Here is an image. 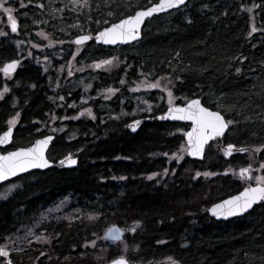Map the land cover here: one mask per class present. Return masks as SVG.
Listing matches in <instances>:
<instances>
[{"label": "trees", "instance_id": "1", "mask_svg": "<svg viewBox=\"0 0 264 264\" xmlns=\"http://www.w3.org/2000/svg\"><path fill=\"white\" fill-rule=\"evenodd\" d=\"M44 1L47 4L42 15L35 10L20 13L19 20L25 29L22 39L28 31L38 29L36 23L40 19L50 32L56 28L58 39L76 37L82 30L94 33L97 13L104 15L102 22L112 12L116 21L130 14L137 3L146 2L88 0L91 20L87 14H70L61 22L55 4H64L66 0ZM247 1L188 0L179 10L146 21L141 39L132 45L107 50L93 48L92 44L86 47L80 61L89 63L115 55L130 65L129 77L126 74L123 77L119 71L101 77L87 74L96 79L91 84L93 89L112 86L119 91L110 100L98 96L90 102L95 120L87 116L69 119L61 134L55 125L59 134H53L55 138L47 158L55 163L69 153L74 154L78 159L75 168L52 166L12 179L16 191L7 199H0V245L20 233L21 228L35 226V235L46 240L9 247L13 264H97L99 257H103L100 250H105L107 245L110 249L106 250L105 259L109 263L119 256L118 248L112 250L113 246L120 248L122 244L127 248L121 254L131 264H172L173 261L264 264V205L228 221H216L207 213V208L217 200L241 191L242 182L230 172L223 173L230 166L234 169L246 166L248 154L235 153L226 158L218 148L214 149L219 143H211L201 161L188 157L180 163L169 160L162 153L171 154L184 142L176 128L185 124L155 119L167 109L163 101L157 100V95L132 93L126 85L125 88L120 85L122 78L132 84L138 77L135 69L151 77L169 74L175 82L176 103L183 104L182 97H198L204 106L219 110L226 119L234 121L221 145L232 143L251 150L264 143V0H256L261 5L254 11L261 30L253 36L248 35L249 13L240 7L241 4L248 7ZM16 39L0 38V67L17 59L18 48L13 42ZM54 52L65 63L71 49L64 46L55 48ZM236 67L241 68V73L235 72ZM55 75V72L43 74L31 60L22 62L11 79L0 73V88L5 84L10 88L0 100V132L6 130L7 119L20 112L12 142L0 152L30 146L35 139L51 134L49 128L41 129V124L47 125L52 114L59 119L79 111L67 107L80 99L78 88L75 91L69 85V90L55 89ZM176 76L180 80H175ZM137 95L157 104L152 115L124 117L121 110L130 111ZM59 96H64V101ZM145 118L149 120L144 121ZM133 119H143L135 132L125 127ZM73 133L75 136L69 138ZM255 156L253 168L264 159V150ZM165 167L170 171L163 179L147 178ZM197 171L217 175L193 179ZM8 183L0 185V192ZM208 199L211 201L206 202ZM58 208L62 210L57 215L45 219L48 211ZM64 214H69L70 219H65ZM89 215L96 218L90 220ZM136 220L140 225L134 232L124 233L122 242L109 245L110 241L101 240L111 226L127 230ZM98 238L100 244L96 247L85 246L86 241ZM3 259L0 257V264Z\"/></svg>", "mask_w": 264, "mask_h": 264}, {"label": "snow or ice", "instance_id": "2", "mask_svg": "<svg viewBox=\"0 0 264 264\" xmlns=\"http://www.w3.org/2000/svg\"><path fill=\"white\" fill-rule=\"evenodd\" d=\"M10 2L12 0H0V10H2L3 14L7 16V23L10 27L11 33H17L18 31V23L17 19L14 17L13 12L14 9L10 6ZM31 2V0H29ZM75 2H79V0H74ZM86 2V0H85ZM186 0H146L145 4L140 5L137 3L133 6V11L130 14L122 15V18H118L115 22H109L108 20L104 21L106 25L103 28H99L96 30L95 34L92 32H88L87 34H80L75 37L72 41L77 46H82L85 42L94 40L97 43H102L105 45H117L121 43H128L140 38L141 35V25L144 23L145 19L148 17H152L154 14L167 12L170 9L179 10L180 6L185 5ZM26 5L21 0V7H25ZM83 7V4H81ZM261 5H257L255 3L250 7L244 6L241 4L240 7L242 10L247 11L248 13H252L253 9L256 7H260ZM37 7L43 8V4H37ZM62 10V9H61ZM114 13L108 12V16H113ZM89 20L92 19L91 16L88 17ZM252 20V17H249ZM36 23V21H33ZM79 22H77L78 24ZM95 23L100 24L99 20H96ZM83 31V30H82ZM257 31V27L253 23L251 25V30L248 35L251 36L252 33ZM264 31V29H262ZM7 33L0 28V36H6ZM39 35L41 37H46L44 32H40ZM31 43V42H29ZM49 46H51L52 41L49 40ZM60 43H64L60 41ZM32 48H39L38 44H31ZM19 55V53L17 54ZM73 58H75L76 53H72ZM178 55V54H177ZM28 56H32V52H28ZM39 57L37 60L39 61ZM45 61H49L47 56L43 57ZM117 58L113 57L109 60H101L99 62H95V68H100L102 65H110L113 60ZM243 60V57H241ZM71 66V61L68 62ZM20 64V59H11L10 61L4 62L2 67H0V73L3 74V77L7 79L12 78V74L16 71L17 66ZM64 65H61L63 68ZM47 71V68L45 69ZM77 71H83V68L77 69ZM235 72L237 74L241 73V68L236 67ZM67 75L70 77L73 75L72 70H69ZM144 79H141L138 83H135L134 88H129V91H139L141 88L145 90L149 89H161L163 92L167 94L168 97V107L167 111L162 115L156 116L155 119L160 120H172V121H181L186 122L185 126L177 127L176 132H180L183 135L184 142L179 145V148L176 151L162 153L163 156L167 157L169 160H175L176 163H180V161L184 158V155L187 154L191 157H200L203 158L205 153V146L209 145L210 141H217L218 138L224 136L225 130L229 128L230 125L234 123L232 119H226L225 116L219 110H211L209 107L204 106L201 103L200 98H189L182 97L184 103H175L176 99L173 95L172 88L169 87V84L172 83L171 79H168L169 74H165L162 77H156L154 80L149 81L144 73L140 74ZM175 80H180L179 76L174 77ZM162 81H166V83L162 84ZM126 81L124 79L120 80V84L124 85ZM91 87L90 84L84 85V91L87 92ZM10 91V88L5 84L2 88H0V100L4 99V95ZM119 91V89L108 87L103 90L105 93L104 99H110V97ZM99 94V93H98ZM49 99H52L51 97ZM58 99L60 101H64V96H59ZM89 99H94V97H85L81 96V105L87 104ZM15 107V102L13 103ZM59 107H63V105H58ZM68 108H76L77 105L75 103H71L67 105ZM149 112L151 111V106L147 109ZM140 111H144V109H140ZM135 112V110H134ZM82 116L90 117L95 120L96 116L93 114L92 107H83L81 106L79 111L76 112L75 115L71 117L62 116L59 119H71L76 120ZM20 117V112L16 111L14 115L10 116L6 121V130L0 132V148L4 145H8L13 139L14 128L17 124L18 118ZM57 116L52 114L51 121H55ZM103 121H101L102 123ZM141 123L138 119H133L129 124L125 125V127L129 128L131 131L135 132L137 126ZM185 128L187 130H185ZM37 132H40V129H36ZM52 132H56V128L51 129ZM59 131H63V128L59 129ZM53 140L52 135H44L42 138L35 139L30 146L27 147H16L11 151H2L0 152V185H4L6 181L9 183L5 185V191L0 192V199H7L8 193H11L16 187L15 181H12L11 178L18 177L21 173H26L31 169H44L50 166L52 161H50L46 155L45 151L49 145V142ZM218 150L223 153L224 157L232 156L233 153H247L249 158V163L246 166H240L238 169H234L231 166L224 170L223 174H228L229 172L232 175L236 176L240 181L243 182V188L236 195H231L227 199H221L219 202L213 203L207 211L211 213L215 217H223L228 218L231 216L242 215L248 212L250 209H253L255 205H264V174H260L261 170L264 169V159L258 161V167L253 168L252 161L256 159L255 154H260L262 150H264V143H261L257 146H254L251 150L247 146L237 147L232 143H227L226 145H218ZM61 166H72L77 163L76 159L73 157L71 153L63 157L58 161ZM169 168L165 167L162 169L160 173L152 172L147 178L149 180L159 177L163 179L169 173ZM171 171H175L172 169ZM214 176L217 173L205 171L201 173L197 171L193 179L199 176ZM120 179H123L121 177ZM159 182V181H158ZM96 216L89 215L88 219H95ZM140 221H133V228L128 229L129 232H134L136 227L140 225ZM29 233H31V229H29ZM124 230L113 225L109 229L106 230L104 239L110 240L113 242L121 241L123 237ZM95 235V234H93ZM37 240L41 239V237H35ZM7 239V238H5ZM31 243V241H29ZM96 243L95 240L87 242L85 246H94ZM157 243H164V241H157ZM124 248H127V245L124 244ZM11 249H8L6 245H0V257L3 259V264H13L12 260L9 258ZM43 255V254H41ZM171 259V258H169ZM111 264H128V261L121 256L120 258L113 259ZM172 264H176L175 261Z\"/></svg>", "mask_w": 264, "mask_h": 264}, {"label": "rangeland", "instance_id": "3", "mask_svg": "<svg viewBox=\"0 0 264 264\" xmlns=\"http://www.w3.org/2000/svg\"><path fill=\"white\" fill-rule=\"evenodd\" d=\"M126 2H130V0H126ZM23 3L26 5L25 7H27L28 4L25 3V2H23ZM37 3L38 2H35L32 5L30 3L28 5V7L31 6L33 8V11L35 10V12H37V10H36L37 9ZM253 3L256 4V0H248L246 2V6L250 7V6H252ZM46 4H47V2L45 1V5ZM81 4H83V7L81 6ZM10 6L14 9L13 15L17 19V23H18L19 29H18L17 33H11L10 27L8 26V23H7V16H6V14L2 13V10H0V28H3V30L7 33L6 36H0V38H7V37L18 38L16 40H14L13 42H14L15 46L18 48L19 55H17V59H20L19 66H21L22 62L27 61V60H31V61L34 62V64H36L38 67L41 68L43 74H49V73H54V72L56 73L55 78L57 79V81H56V84H54V88L55 89H68L69 85H71L72 87H75V89H74L75 91H77V88H78V90L80 92V99L77 102H71V103H75L77 105L76 108H71V109L79 110L81 106L89 107L90 102H92L93 100L97 99L98 96H100L102 99H104L105 93L103 92V90L106 89V88L100 90V89H96V88L93 89V87L91 86L88 89L87 92L84 91V85L85 84H90V85L94 84L92 82L94 78H92V79L89 78V76H87V74L92 73L94 75H90V76L101 77V76H105L104 74L111 75L114 72L119 71V72L122 73V74L121 73H119V74L123 75V77H124V74H126L129 77L128 70L131 68L130 65H127L125 62H122L115 55H112L110 57H105L104 59L98 58V59L93 60V61H91L89 63L78 61V57L81 54V52L83 51L84 46L83 45L82 46H77V45L75 46L72 43V40L74 39V36L72 37L71 35H69L70 38H67L66 40L62 39V37H59V39H58V36L55 33L56 32V30H55L56 28L50 29V30H52L50 32L40 22L36 23L37 24L36 26L38 27V29L36 31L35 30H30V32L28 31V34L23 36L24 39H22L21 36H22L23 31H25V29L22 27V24L20 23L19 16H20V13L24 11L25 7H21V1L20 0H12V2H10ZM55 7H56V9H58V13H57L58 16L57 17H59L61 22H62V18L64 16H66V15H70V14L71 15H73V14H81V15L83 14L84 15V14H87V16L89 17V13L91 12L88 0H86V2H85V0H79V2H75V3H74V0H66V2L64 4L63 3H60V4L56 3ZM256 9L257 8H254L253 12L249 13V17L253 18L252 20L249 19L250 30H251V25L253 23L257 27V31L252 33L251 36H253L254 34H258L260 32V30H261V28L258 27V25H257V23L259 21L257 20L256 14L254 12ZM44 10H45V8H44ZM102 14H103V12H102ZM103 16L104 15H101V14L97 13L96 17H97V20L100 21V24L98 25L97 23H95L96 30L99 29L100 26H103V27L106 26L104 24L105 20H108L110 23L115 21V17L114 16H112V17L108 16V17H106V19H103L102 22H101V18H104ZM96 30H95V32H96ZM40 32H44L46 34L47 38L41 37L39 35ZM58 32H60V31H58ZM88 32H89L88 30H84V31H80V34H87ZM95 32L93 34H95ZM80 34H78V35H80ZM49 40L52 41L51 46H49V43H48ZM60 41H63L64 43H60ZM29 42H31V43H29ZM31 44H38V45H40V47L39 48H32ZM64 46L70 48L71 49V53L69 54L70 58L65 63H62L60 61L61 60L60 56L59 57L58 56L55 57L54 50H55V48H63ZM91 46H94L93 48H98L99 49L98 46H100V45L96 46V45L92 44ZM100 47L102 49H104V50H107V47H102V46H100ZM114 49H117V47H114ZM29 51L32 52V56L31 57L28 56V52ZM74 52L76 53L75 58H73V55H72V53H74ZM58 53H60V50L57 51L56 54H58ZM45 56H47L49 58L50 63L43 59V57H45ZM37 57L40 58L39 61L37 60ZM113 57H115L117 59L113 60L112 64H110V65H102L98 69L95 68L94 66H92V65H94L95 62H99L101 60H109V59H111ZM69 61L72 62L71 66L68 63ZM61 65H64V67L61 68ZM46 68H47V71H45ZM80 68H83V71H77V69H80ZM124 69H127V72ZM69 70H72V72H73V75L70 76V77L67 75ZM135 71H136V74H137L138 77H136L133 80L132 84H131V81H129V80L126 81L125 80L126 83L124 85H126V88L128 90H129V88H134L135 87V83L134 82L138 83L141 79H144V77H142L140 75L141 73L138 70L135 69ZM164 75L165 74H161V75H156L154 77L147 76V75H145V76L147 77V79L149 81H151V80H154L156 77H162ZM168 79L172 80V83L169 84V87L172 88V91H173V87L175 86V82L169 75H168ZM94 80H96V79H94ZM163 83H166V81H162V84ZM124 85H121V86H123L125 88ZM108 87H112V86H108ZM131 92L132 93H139V92L154 93L155 95H157L156 96L158 98L157 100L163 101L164 104L168 107L167 94L165 92H163L161 89L145 90V89L141 88L139 91H131ZM173 95H174V93H173ZM81 96L94 97V99H89L87 104L81 105ZM137 96H134V100H133L134 101V105H132V107H131L132 109L130 111L123 109V111H124L123 112L121 110V113H122V115L124 117H128V118L131 117L132 118V117H135L137 115H140L141 117L152 115V112L154 111V108L156 107L157 104L149 101V99H147V98H145L143 96H138V97ZM111 98H112V96L110 97V99ZM110 99H105V100H110ZM176 101H177V98L174 100V102L176 103ZM71 103H69V104H71ZM156 103H157V101H156ZM149 106H151V111L150 112L147 110ZM140 109H144V111H140ZM134 110H135V112H134ZM68 120L69 119H64V120L56 119L55 121H51L50 120L47 125L41 124V129H45V127L49 128V131L51 132L50 135H53L55 133H57V134L60 133L61 134V133H63L65 131V123ZM55 125L58 126L57 129H58L59 133L57 131L56 132H52L51 131L52 128H56ZM61 128H63V131H59V129H61ZM74 136H75L74 133L70 134L69 138H73ZM219 145H221L220 142H219ZM216 148H218V145L214 146V149H216ZM220 154H223V153L220 152ZM184 157H188V155L185 154ZM231 175H232V173H231ZM232 176L236 177L234 175H232ZM199 177H205V176L201 175ZM243 186L244 185H243V182H242V188H243ZM16 189H17V187L11 193H8V195L12 194L14 191H16ZM4 191H5V188L3 189L2 192H4ZM210 201H211V199L206 200V202H210ZM219 201L217 200L216 202H219ZM216 202H214V203H216ZM61 210H62V208L52 209V210L48 211L47 214L45 215V219L47 218L46 220H48V216L51 217V215H57V213L60 212ZM64 217H65V219L66 218L70 219V215L69 214H64ZM133 227L134 226H131L128 229L133 228ZM34 228L33 229H31V228H28V229L21 228L20 229L21 232L12 235L6 241V243L4 245H6L7 248H9V247L10 248L11 247H17L18 248L20 246L29 245L30 244L29 241H31V242H33V241H35V242H45L46 240L43 237H41V239H39V240H37L35 238L38 235H35ZM29 229H31V233H29ZM128 229L127 230L124 229V233L125 234L126 233H132V232H129ZM105 232H106V230H105ZM103 235H102V237H103ZM102 237H101V240L105 241L106 239H104ZM99 240H100L99 238L96 239L95 240L96 243L92 247H96L98 244H100ZM106 241H108V240H106ZM112 243H113L112 241L108 242L109 245H114ZM114 247L118 248V250H119L118 258H120L121 256H123L125 258V256L123 254H121V252L122 253L126 252V249L124 248V244H122L120 248L117 245L113 246L112 250H114ZM107 249H110L108 247V245H107V248L105 250H100V251H102L103 257L102 256L99 257V262L97 264H109L110 263V262L108 263L106 261V259H105V256L107 255V252H106ZM32 264H35V263H32Z\"/></svg>", "mask_w": 264, "mask_h": 264}, {"label": "water", "instance_id": "4", "mask_svg": "<svg viewBox=\"0 0 264 264\" xmlns=\"http://www.w3.org/2000/svg\"><path fill=\"white\" fill-rule=\"evenodd\" d=\"M187 1L188 0H186V3H187ZM182 7H184V5H182V6H180V8H182ZM179 8V9H180ZM176 9H170V10H168L167 12H162V13H158V14H154L152 17H148V18H146L145 19V21H144V23L141 25V32H142V29H143V26H144V24H145V22L146 21H148V20H150V19H152V18H154V17H156V16H159V15H162V14H167V13H169V12H171V11H175ZM75 39V38H74ZM141 39V35H140V38H138L137 40H134V41H131V42H128V43H121V44H117V45H105V44H102V43H97V42H95L97 45H100V46H102V47H107V48H114V47H125V46H129V45H132V44H134V43H136V42H138L139 40ZM87 42H89V41H87ZM87 42H85V43H87ZM18 67H19V65L17 66V69H16V71L18 70ZM15 71V72H16ZM14 72V73H15ZM13 73V74H14ZM12 74V75H13ZM167 111V109L165 110V112ZM164 113V112H163ZM162 113V114H163ZM162 114H160V115H162ZM159 116V115H158ZM149 120V118H145L144 119V121H148ZM157 120H159V121H161V122H170V123H179V124H186V122H181V121H172V120H160V119H157ZM141 122H142V120H140ZM141 124V123H140ZM227 131H228V129H226L225 130V134L227 133ZM225 134H224V136H225ZM53 136V140H54V135H52ZM224 136H222V137H220V138H218V140L217 141H210L209 142V145L211 144V143H219V142H221V140H222V138L224 137ZM53 140L52 141H50L49 142V145H48V147H47V149H46V151H45V155H46V157H47V150H48V148H49V146L51 145V143L53 142ZM12 142V141H11ZM10 142V143H11ZM9 143V144H10ZM8 144V145H9ZM209 145H206L205 146V151H206V148L209 146ZM7 145H4L2 148H4V147H6ZM1 149V148H0ZM73 155V157L76 159V161H77V163H78V159H77V157L74 155V154H72ZM204 156H205V153H204V155H203V158H204ZM65 157V156H64ZM188 158L189 159H192V160H197V161H201V160H203V158H200V157H191V156H188ZM59 161V160H58ZM58 161L57 162H55V163H51L50 164V166L49 167H47V168H44V169H38V168H36V169H31V170H29L28 172H26V173H21L18 177H20V176H22V175H25V174H28V173H31V172H34V171H45V170H47L48 168H50V167H52V166H54V167H56L57 169H73V168H75L76 166H77V163L75 164V165H72V166H61L59 163H58ZM14 178H17V177H13V178H11V179H14ZM8 181H6L5 183H7ZM236 195V194H235ZM228 198V197H227ZM227 198H225V199H227ZM255 206H257V205H255ZM254 206V207H255ZM210 207V206H209ZM253 207V208H254ZM252 209H250L248 212H246V213H244V214H242V215H236V216H231V217H228V218H223V217H215V216H213L211 213H209L208 211H207V213H208V216L210 217V218H212V219H214V220H216V221H228V220H231V219H233V218H238V217H242V216H245L246 214H248L250 211H251ZM104 236H105V233H104V235H103V238H104ZM122 239H123V237H122ZM108 241H110V240H108ZM113 242V241H112ZM117 242V241H116ZM128 261V260H127ZM109 264H111V262L109 263ZM128 264H130V262L128 261Z\"/></svg>", "mask_w": 264, "mask_h": 264}, {"label": "flooded vegetation", "instance_id": "5", "mask_svg": "<svg viewBox=\"0 0 264 264\" xmlns=\"http://www.w3.org/2000/svg\"><path fill=\"white\" fill-rule=\"evenodd\" d=\"M21 1V0H20ZM23 2H25V3H27L28 5L31 3V5L32 4H34L35 2H38L37 4H43L44 5V7L43 8H39V7H37V13L38 14H43V12H44V8H45V1L44 0H31V2H29V0H23ZM28 5H27V7H25V9H24V11H26V10H28V11H30V12H32L33 11V8L30 6V7H28ZM38 22H42L41 21V19L38 21ZM18 29H19V27H18ZM75 38V37H74ZM74 40V39H73ZM72 40V41H73ZM74 44V43H73ZM91 44H94V45H96L97 46V44L94 42V40H90L89 42H87V43H85L83 46H84V48H83V51L81 52V54L79 55V57H78V61H80V57L83 55V53H84V51H85V49H86V47L88 46V45H91ZM75 45V44H74ZM76 46V45H75ZM99 48H101L100 46H98ZM108 49V48H107ZM20 67V66H19ZM18 67V68H19ZM13 76V75H12ZM143 120V119H142ZM50 135V134H49ZM223 141H224V138L221 140V144L223 143ZM50 147V146H49ZM48 151V150H47ZM233 154H235V153H233ZM124 234V233H123Z\"/></svg>", "mask_w": 264, "mask_h": 264}]
</instances>
